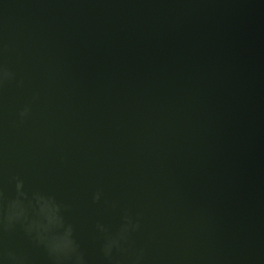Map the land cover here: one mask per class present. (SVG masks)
I'll list each match as a JSON object with an SVG mask.
<instances>
[{
    "label": "water",
    "instance_id": "95a60500",
    "mask_svg": "<svg viewBox=\"0 0 264 264\" xmlns=\"http://www.w3.org/2000/svg\"><path fill=\"white\" fill-rule=\"evenodd\" d=\"M3 47L0 215L22 182L84 264H110L97 225L126 211L142 264H264V0H0ZM9 252L54 264L20 224Z\"/></svg>",
    "mask_w": 264,
    "mask_h": 264
},
{
    "label": "clouds",
    "instance_id": "9594fccd",
    "mask_svg": "<svg viewBox=\"0 0 264 264\" xmlns=\"http://www.w3.org/2000/svg\"><path fill=\"white\" fill-rule=\"evenodd\" d=\"M7 50L6 47L0 48V55ZM14 80L15 73L6 65L0 63V91L3 90L6 84L12 83ZM30 112L31 108L29 106H25L19 112L21 122L29 117ZM22 187V182L16 184L17 198L9 201L3 214L0 215V228L7 232L20 224L29 237H32L38 245L45 247L54 264H66V262L84 264L83 255L73 238V228L71 225L65 227L63 218L59 214L61 206L53 198H45L36 194L33 197L39 209L36 215L42 217L43 222L39 219H29L28 207H31V202L27 207L23 203L22 198L26 199V197L21 191ZM99 200L100 193L97 192L93 197V201L98 202ZM61 229H63L62 234H54ZM97 229L104 236L101 251L110 264L114 259V250L121 255L131 253L134 257L132 264H142L144 251L141 249L134 252L130 247L131 234L139 231L140 224L139 222H133L132 216L127 211L123 216V223L115 234H109L103 225L98 224ZM6 259L10 264H20L19 258L11 252L6 253Z\"/></svg>",
    "mask_w": 264,
    "mask_h": 264
}]
</instances>
